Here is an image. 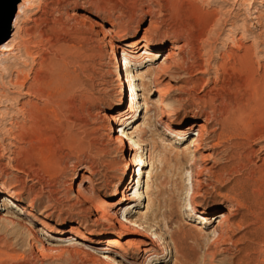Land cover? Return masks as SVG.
<instances>
[{"label":"rangeland","instance_id":"374dc122","mask_svg":"<svg viewBox=\"0 0 264 264\" xmlns=\"http://www.w3.org/2000/svg\"><path fill=\"white\" fill-rule=\"evenodd\" d=\"M45 1L37 0L35 7L26 11L27 17L20 18L24 27L32 26L36 7ZM70 1L68 13L76 17L75 24H84L87 39L77 44L78 52H83L76 55L77 64L70 66L77 68L80 97L64 109L65 117L59 123L53 121L55 128L49 130L55 137L53 162L44 156V142L36 144L42 151L33 154L23 150L25 144L15 137L17 127L26 123L22 105L34 100L11 91L17 100L8 106L0 103V264H99L78 246L71 249L66 243H98L106 238L119 242V255L110 264H163L165 260L168 264H264V138L249 144L244 141L243 133L256 129V123L226 131L221 127V97L234 102L232 89L234 92L236 86H241L240 98L251 79L264 83V0ZM105 21L123 32L104 36L100 32ZM175 23H185L198 33L203 30L199 55L204 60L209 58L204 67L207 73L199 68L190 75L175 76L160 70L173 43L169 29ZM15 32L13 24L7 40ZM208 32H220L212 45ZM183 39L180 44L185 43ZM132 42L145 45L138 58L127 46ZM111 44H121L122 50L112 51ZM244 48L251 50L247 60ZM185 51L181 56L189 59L188 49ZM14 52L3 51L1 56ZM125 54L133 57L128 71L135 84V104L131 87L125 82ZM230 56L232 61L236 57L241 61L240 69L219 71L220 63L230 61ZM16 58L0 64V95L5 93L3 85L17 76L13 64L25 72L33 65L24 64L27 60L22 55ZM149 79L162 91L160 104L156 103L157 94L141 87ZM128 110L131 118L122 120V113ZM118 121H123L120 126ZM192 126L196 128L190 135L181 132ZM69 134L72 139H68ZM138 136L143 147L133 156L129 149H137L133 142ZM191 141L196 144L192 148L195 164L183 153ZM238 143L248 144L249 151L244 152ZM197 145L202 149L197 150ZM150 149L152 161L147 158ZM239 153L248 155V160L238 164ZM204 166L212 167L210 177ZM151 171L161 176L163 183L152 204L155 216L158 214L155 224L146 229L152 243L144 249L133 234L139 229L122 231L118 224L128 213L133 216L147 207L145 186ZM82 180L85 185L93 184L84 198L76 192ZM191 188L195 193L192 200L187 195ZM100 200L108 205L107 219L92 209ZM12 212L32 221L46 243L59 247L45 246L41 251L33 236L20 235V227L14 229L8 223ZM221 214L228 218L207 221ZM212 226L214 235L204 251L201 230L211 231ZM167 243L175 247L170 254Z\"/></svg>","mask_w":264,"mask_h":264},{"label":"bare ground","instance_id":"6f19581e","mask_svg":"<svg viewBox=\"0 0 264 264\" xmlns=\"http://www.w3.org/2000/svg\"><path fill=\"white\" fill-rule=\"evenodd\" d=\"M36 2L37 0H21L20 4L18 5V9L16 13L17 15L15 16L12 22V25L14 24V27L16 26V32L14 33L13 37L10 40L5 41L7 44H5V47L3 48V51L5 52L15 51L14 54L13 55L7 54V55L1 56V53L3 52L2 46L4 45L5 42L0 45V64L2 62H9L10 60L9 58L13 59L14 56L16 58V56H21V55L27 60V61H24V64H27L28 62H31L33 64L29 72L23 71L24 69L20 70L16 67L15 64H13L14 67H12V70L14 69L15 71H17V76L14 80L9 81L7 85H3L2 90H4L5 93L0 95V99H3V101L0 100V103L8 106L11 101L17 100L15 96L10 95L12 94L11 91L18 93L19 95L21 93H24V96L32 98L34 100L33 102L29 101L27 104L22 105L21 112H22L23 117L26 119V123L24 124L22 123L23 125H20L17 127V133H15V137L20 142L26 145V146L24 145L25 148H23V150L27 151L28 153H33V154L36 153L37 151L38 152L42 151L41 148H37L36 144L39 142H42V143L44 142V146H46L45 151H47L44 154V156L47 157L49 161L53 162L54 160L52 158L54 157V151H55L53 149V143L55 142V137L50 135L49 130H52V128H55L53 126V121L55 122L58 121V123L60 122L61 118L64 116L63 114L64 109L67 108V106L68 107L72 106V102L74 103L80 97L79 95H80V83L81 82L78 81L79 79H78L77 72H76L77 68L76 70H72L70 66L71 64H73L74 66V64L76 63L77 61L76 58L78 57L76 55H78V53L83 52V51L78 52L79 48L77 44L87 39L86 38L87 33H86L85 27L82 26L84 24L82 25L75 24L76 22L74 20L76 17L68 13V9L70 8L69 6L71 2L70 0H46L45 2L39 4L36 7L37 11L34 14L37 17L31 21L33 22L32 26L28 28L24 27L23 19H25L28 14L26 11L31 10L30 8L32 7H35ZM127 6L129 5L127 4ZM214 13H216V11H214ZM21 17H23V19H20ZM82 18L84 19V17ZM110 26H113V27H110ZM103 27L104 28L102 29V32L100 33H102L104 36H109L111 33H115L117 31L123 32V31H119L120 30L119 28L115 29L114 25L110 23L109 21L103 22ZM169 30H170L169 36H171L170 38L173 39V43L170 46L171 51L169 50V52L167 53L166 57L164 58L163 62L160 65V70L161 71L164 70L163 74L165 75L170 74V75H175V76L190 75L194 69H199V68L203 70L202 71L203 73H207L208 71L205 70L204 67L207 65V63L209 64V60H208L209 58L207 60H204L202 56L199 55L202 49L201 46L199 45L200 43L199 41L203 34L202 33L203 30L199 33L198 31H192L187 27L185 23L181 25H179L178 23H175L172 25V27ZM219 31L221 32L222 28H220ZM220 32L218 33L215 32V35H213V32L212 33L208 32L210 36L209 41H211L209 44L212 45L218 41ZM181 38L185 39V43L183 44L179 43L182 41ZM204 43L206 44V42ZM6 45L8 47H6ZM127 46L130 48L131 54L135 55L133 56L135 58L140 57L139 56L140 51L141 49L145 47V45H142L141 42H135V43L132 42L131 44ZM202 47L204 46L202 45ZM247 48L246 49L244 48V49L247 50ZM111 49L112 51H114L113 49L122 50V45L121 44H116V45L111 44ZM187 49L189 53V59L188 58L184 59L181 55ZM250 51L251 50H247L245 52L246 54L244 53L245 54L244 58L246 60H247V57ZM133 57L129 58L125 54L124 55L125 62L123 64L126 67L125 71H126L127 80L125 82L129 83L131 87V91H132L131 97H132V102H133L132 104H135L136 100L134 97L137 96L135 93V88H134L135 84L132 83L133 77L130 75L131 72L129 73L128 71V66L132 62L131 58ZM16 59H18V57ZM234 59H235L234 61H232V58H231L230 61L228 62L220 63V65L218 66V70L221 72L223 71L224 73L225 72L227 73L228 68L232 69L233 71L239 70L240 68L237 69V67L241 65L240 64L241 61L239 60L240 62H238L237 57ZM191 60H193L192 64H188L190 63L189 61ZM136 63L138 64V62ZM12 70L9 71V77H11L12 75ZM238 76H241V74H239ZM261 81L257 82L255 81V79H251L245 86L246 93L241 95L240 98L238 97L240 96L239 93H240L241 86L240 87L236 86L237 88L236 90H234V92L232 89V93L236 95V99L234 102L230 100L227 101L225 95L221 97L222 104L224 105V108H222V111H221L222 119L220 118L221 125H222L221 127L223 128V131L230 130L231 128H234L235 126H238V125L244 126L245 124L248 125L249 123V125L251 126L252 123L254 124L256 123L257 128L254 125L256 129L252 131L247 130L248 132L243 133L244 141L248 142V144L249 142L253 140L264 138L263 137L264 136L263 135L264 134V101L263 102L260 101L261 97H264V83H262ZM141 87L143 88V91L145 92H147L149 89L151 94L158 95V99L156 100L157 101L156 103L160 104L161 102H163L162 91L156 86L155 81H153L152 79H149L147 83H142ZM223 92L225 93L224 90ZM129 110L127 112L125 111L122 113L123 115V116L121 115L122 120L126 118H131L129 117ZM159 111H160V108H159ZM122 122L123 121H118L117 125L120 126ZM194 128H196V126L185 128L181 132H184L185 135L187 136V135H190V132L194 131ZM68 137H67L68 139L73 138L71 134H69ZM197 137H200L199 131L197 133ZM139 139L140 138L138 136V138L134 140L133 142L135 146H137V149L132 148V147H130L129 149V153L131 151H134L133 156H137L136 155L137 151L140 150L141 152L142 150L143 145L142 143H140ZM127 141L130 142L131 138L127 139ZM194 142L195 141H191L190 143H188L187 146H185L184 151H183L185 156H188L190 158V161L193 160V164H195L194 162L196 158L194 156V150L192 149L193 146L196 145ZM244 143H238V146L242 147L244 152L249 151L247 149L248 144H244ZM152 144L155 145L154 143ZM199 146L197 150L202 149ZM148 154L149 155L147 156V158L150 159V156L152 154L151 149L148 150ZM208 156L210 157L211 155H208ZM247 160H248V155H245L244 153L243 155H241L239 153V157L237 161L238 164H242ZM164 161L165 160L161 156L160 162L158 161L160 163V166L162 165L163 167V165L165 164ZM134 164L139 166V164H136V163ZM140 166H143V162L140 163ZM190 166L192 165L190 164ZM205 166L204 168H206V171L209 172V174L207 175L210 177V175H212V167L209 168ZM214 166L215 165H213V168ZM162 183L163 181L161 180V176H158L156 174L153 175L152 171L149 172L148 180L146 183L147 186H145L146 187L145 193H146L147 199L149 200L147 207L143 208L141 211H138L133 216H131V213H128L125 216V218L123 217V220H122L123 223L120 222L118 224L119 229L122 231L130 230V229L131 230L139 229V231H135L133 234H135L138 237L137 239L138 244L144 247V249L149 248V246L152 243L153 237L151 238L150 231L148 232L146 229L151 230L152 226H154L155 224V221H156L155 217H157L158 214L155 216L156 213L154 214L155 209H154V205L152 204L155 198L159 196ZM92 185H93L92 183L85 185L82 180L81 183L77 187V190H76L77 195H79V197L81 196L84 198L87 194H89L93 190ZM194 194L195 193H193V188L189 189V191L187 192V195L189 196L190 200H192L195 197ZM128 199L129 198H126L125 202L129 203L127 201ZM100 201L102 202L93 204L92 209H94L97 213H100L102 217H105L107 219L106 214L109 212L108 205H106L103 200H100ZM9 217H10V220L8 221V223L11 225V227H13L14 229L20 227L19 234L22 236H24L25 233L29 234V236H33L37 240V242L41 244V247H40L41 251H44L45 246H49L52 248L59 247V244H56V243H46L45 242L46 240L44 241L45 238L43 239L39 228L36 227V225H34L32 221L23 218L24 216L21 217L15 214L14 212H12ZM217 218L218 219L221 218L222 220V218H226V215L221 214L217 216L216 218H214L213 216H210L207 218V221L215 222L216 220H218ZM214 228L215 227L212 226L211 231H207L205 229L201 230L202 236H203V247H204L203 250L204 251L208 250L209 243L214 235L213 234ZM170 242L172 241L170 240ZM66 244L71 249L72 247L74 249V247L76 248V246H78L79 249L82 251V253H85L87 256L93 257L95 261L99 262V264L100 263L110 264L112 262H115V258L119 255V252H118L119 242L116 238H106V240H103L98 243L89 240L87 241V244L86 243L83 244L76 240H69L68 243ZM170 244L167 243L166 245V247L169 248V250L167 251L169 254L172 253L173 249L175 248V247L172 248ZM172 245L175 246L173 242H172ZM52 248H49V249H52ZM183 248H184V245H183ZM102 249L105 250L106 253H103V251H101ZM100 251L102 253H100ZM167 262L168 261L165 260L163 264H168ZM118 264H121V263H118Z\"/></svg>","mask_w":264,"mask_h":264},{"label":"water","instance_id":"95a60500","mask_svg":"<svg viewBox=\"0 0 264 264\" xmlns=\"http://www.w3.org/2000/svg\"><path fill=\"white\" fill-rule=\"evenodd\" d=\"M21 0H0V45L12 32V22L16 16Z\"/></svg>","mask_w":264,"mask_h":264}]
</instances>
